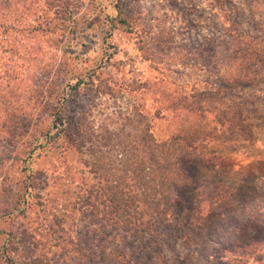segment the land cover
I'll list each match as a JSON object with an SVG mask.
<instances>
[{
  "label": "rangeland",
  "instance_id": "1",
  "mask_svg": "<svg viewBox=\"0 0 264 264\" xmlns=\"http://www.w3.org/2000/svg\"><path fill=\"white\" fill-rule=\"evenodd\" d=\"M220 4L217 8L210 0H77L79 12L66 43L52 44L48 36H36L34 41L52 60L73 57L81 69L98 67L93 86L80 85L78 97L66 104L70 112L84 113L95 128L121 135L145 129L162 141L200 115L206 120L219 114L235 119L231 127L217 126L216 140L198 145L195 158L182 159L191 185L171 190L178 198L179 223L158 225L151 237L136 241L139 248L132 244L134 264H154V260L156 264H202L201 254L218 237L217 218L234 217L243 207L245 212L254 211L262 196L264 0H220ZM84 9L93 13L85 15ZM116 10L126 13L131 30L120 25L109 28L106 16H115ZM1 57L6 56L1 53ZM22 75L33 84L40 70ZM1 86L0 95L7 96L5 84ZM21 89L18 101L28 98ZM34 99L28 101V108ZM177 99H185V105L196 100L200 108L191 115L173 104ZM25 129L19 125L24 132L21 143ZM29 167L45 173L48 185L41 198L51 205L60 204L65 191L92 181L85 157L72 152L41 153ZM64 167H69L72 183L70 178L54 181L53 175ZM10 175L13 182L21 174ZM18 194L14 185L0 192V211H9ZM41 208L32 209L30 217H40ZM83 224L76 227L82 235L75 236L78 241L86 237ZM49 236L41 227L29 257L37 259L25 264H75L70 248L65 252L53 247ZM85 244L79 241V246ZM125 247L128 252V244Z\"/></svg>",
  "mask_w": 264,
  "mask_h": 264
},
{
  "label": "trees",
  "instance_id": "2",
  "mask_svg": "<svg viewBox=\"0 0 264 264\" xmlns=\"http://www.w3.org/2000/svg\"><path fill=\"white\" fill-rule=\"evenodd\" d=\"M210 1L221 7L220 0ZM92 11L83 12L90 16ZM78 12L77 0H0V93L5 84L8 94L0 95V138L12 147L10 151L0 146V192L9 191L12 185L19 190L15 205L0 211V264L35 262L37 257L29 259L30 251L41 227L50 235L53 247L70 248L75 264H134L132 244L139 248L136 241L151 237L158 225L179 223L178 198L171 190L191 185L182 170V159L195 158L198 145L216 140L217 126L231 127L235 120L224 114L210 120L200 115L199 120L177 127L168 139L156 141L148 130L121 135L95 128L80 111L70 112L66 104L78 97L80 85L93 86L98 67L81 69L73 57L52 60L34 41L36 36H48L52 44L66 43ZM106 20L109 28L120 25L131 30L126 13L119 10ZM34 68L40 70V78L36 76L29 84L22 73ZM20 87L28 95L24 101L17 100ZM184 102L177 99L173 104L191 115L200 108L196 100ZM19 125L26 128L24 143L20 142L24 132ZM58 151L61 156L72 152L85 157L92 181L65 191L62 202L51 205L41 198L48 185L45 173L31 171L29 165L41 153ZM11 172L21 174L18 181L12 182ZM71 176L69 167H64L53 179ZM38 206L42 207L40 217H30ZM219 217L217 240L201 254V263L264 264V189L254 211L245 212L243 207L234 217ZM79 223H84L86 234L79 240L86 242L83 246L75 237H82L76 230Z\"/></svg>",
  "mask_w": 264,
  "mask_h": 264
}]
</instances>
